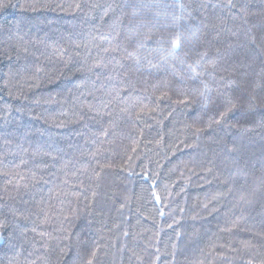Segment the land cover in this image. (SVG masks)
<instances>
[{"label":"trees","instance_id":"16d2710c","mask_svg":"<svg viewBox=\"0 0 264 264\" xmlns=\"http://www.w3.org/2000/svg\"><path fill=\"white\" fill-rule=\"evenodd\" d=\"M89 261L264 264V0H0V264Z\"/></svg>","mask_w":264,"mask_h":264},{"label":"snow or ice","instance_id":"6c2138e0","mask_svg":"<svg viewBox=\"0 0 264 264\" xmlns=\"http://www.w3.org/2000/svg\"><path fill=\"white\" fill-rule=\"evenodd\" d=\"M176 47H179V41H176V42L173 44V48H176ZM89 264H91L90 261H89Z\"/></svg>","mask_w":264,"mask_h":264}]
</instances>
